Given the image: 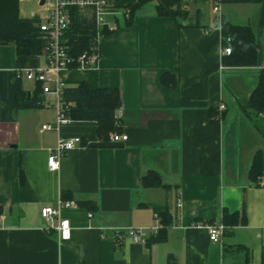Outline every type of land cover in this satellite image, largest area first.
Returning <instances> with one entry per match:
<instances>
[{
  "label": "crops",
  "instance_id": "crops-1",
  "mask_svg": "<svg viewBox=\"0 0 264 264\" xmlns=\"http://www.w3.org/2000/svg\"><path fill=\"white\" fill-rule=\"evenodd\" d=\"M209 2L194 13L199 27L179 28L157 17L154 4L130 26L117 19L116 30L100 44L95 68L61 73L68 85L86 82L119 91L121 133L116 134H126V142L99 138L92 121L57 125L50 107L18 109V75L43 68L45 59L17 56L13 44L0 45V264H165L169 255L177 264H247L248 259L261 264L264 173L252 181L250 169L255 154L264 152V121L244 108L257 76L239 101L225 74L254 70L223 64L220 23ZM221 4L220 16L232 24L252 30L256 24L264 62V0ZM254 5L259 7L256 22L245 14ZM163 74L175 79V87L162 83ZM20 80L32 93L34 84ZM231 104L251 123L236 125ZM45 124L52 129L40 132ZM75 137L82 139L81 146L50 171L48 156L58 139ZM149 172L158 174L165 188L145 187L142 179ZM62 193L77 203L61 211L69 222V240L44 229L40 216L41 208L63 200ZM81 202L91 203L93 210ZM154 206H166L172 217L165 242L102 238L109 229L158 226ZM224 210L245 213L246 223L230 228L221 244L213 243L194 224H222Z\"/></svg>",
  "mask_w": 264,
  "mask_h": 264
},
{
  "label": "trees",
  "instance_id": "trees-1",
  "mask_svg": "<svg viewBox=\"0 0 264 264\" xmlns=\"http://www.w3.org/2000/svg\"><path fill=\"white\" fill-rule=\"evenodd\" d=\"M203 2L208 0H201ZM154 4L157 17L173 20L179 28L199 27L198 23L185 24L189 19L187 10H184V0H116V8L123 12L125 24L130 26L136 20L138 13L147 4ZM264 28V16L261 21ZM221 47L229 46L230 55L224 56L223 64L236 68H251L262 63L256 35L249 26L235 25L226 18L220 21ZM105 30L101 41L111 35ZM230 42L227 43L226 39ZM65 41L70 55L78 57L89 53L96 46V28L80 15L72 12V22L65 33ZM13 44L17 56H40L45 47L41 38L37 19L23 18L19 13V0H0V45ZM162 83L168 87H175V79L170 74H163ZM41 83L36 82L32 93L25 91L20 78L16 84V106L20 110L42 109L45 106ZM63 112L68 121H92L98 125L97 134L104 141L110 133H121L116 111L121 105L120 93L117 89L92 88L86 82L68 85L62 90ZM246 110L264 115V71L257 73V85L252 91L246 105ZM264 173V152L258 151L252 161L250 177L257 181ZM145 187H164L161 179L155 172H149L142 179ZM20 183H25L23 171L20 172ZM61 198L71 199L69 193H62ZM78 205L93 210L91 203L81 202ZM155 214L159 218V229L148 242L163 243L167 239V230L172 225V217L166 206H154ZM1 213V211H0ZM202 224H211L200 222ZM246 223L245 213H229L223 211L222 225L226 236L230 228ZM165 264H177L173 255H169ZM249 264V259L247 261ZM261 264H264V247L261 253Z\"/></svg>",
  "mask_w": 264,
  "mask_h": 264
},
{
  "label": "built area",
  "instance_id": "built-area-1",
  "mask_svg": "<svg viewBox=\"0 0 264 264\" xmlns=\"http://www.w3.org/2000/svg\"><path fill=\"white\" fill-rule=\"evenodd\" d=\"M36 11L30 13V19H37V26L41 38L45 42L42 56L45 59L43 68L27 69L18 75L26 81L35 84L41 83L44 97H52L53 100H44L45 107H53L56 110L57 125L70 122L63 112L62 90L66 86L60 78L61 73L71 70L85 71L95 68L100 58V44L105 30L113 32L117 28V19L121 10L116 8V0H33ZM214 12L218 15L220 23V2L213 0ZM77 11L88 23L96 28V46L89 53H84L78 57H72L65 41V33L72 22V12ZM109 18V20H107ZM229 43L230 39L227 38ZM229 46L222 48V55H230ZM257 71H264V62L251 67ZM22 73V74H21ZM220 109H223L222 107ZM52 129L50 124L42 126L40 132ZM112 142H126V134L113 133L109 137ZM82 139L80 137L70 139H58L56 146L50 150L48 156V168L50 171H57L61 160L72 150L80 147ZM77 207L74 201L60 200L56 207L45 206L40 210V216L44 221V229L54 230L61 240L70 239V226L67 220L61 218V211L64 208ZM155 218L159 220L158 215ZM3 216L0 214V222ZM159 226L148 228L129 227L125 229H109L103 231L102 238L112 237L115 240H129L133 244H145L152 236L157 234ZM194 226L204 228L213 243L221 244L225 227L222 224H202L196 223ZM108 232V234H107ZM110 235V236H109Z\"/></svg>",
  "mask_w": 264,
  "mask_h": 264
},
{
  "label": "rangeland",
  "instance_id": "rangeland-1",
  "mask_svg": "<svg viewBox=\"0 0 264 264\" xmlns=\"http://www.w3.org/2000/svg\"><path fill=\"white\" fill-rule=\"evenodd\" d=\"M211 1H212V3H211ZM213 2H214L213 0H210V2H209V4L211 3V5H209L210 7H208V9H210L211 11L214 8ZM205 3H207V1L203 2L201 0H184L183 8H184V10H187V12L189 14V19L187 21H185L186 25L195 23L194 13L196 12L199 14V7L203 6ZM219 5H220L219 6L220 9L222 10L223 8H222L221 2ZM152 8H153L152 3L147 4L143 7L141 12L144 13L148 9L152 10ZM34 11H36V5H35V2L33 0H19L20 16H22L23 18H29L30 13H32ZM245 11H246L245 14H248V16L251 18V21L256 22L257 16L259 14V7L254 5L252 7L245 9ZM220 14H221V12H220ZM123 19H124V17L120 13V15H118V20L120 22H123ZM107 20H109V18ZM253 27H254L253 28L254 32L258 31L256 24H253ZM263 46H264V40H263ZM252 70H254V69H252ZM257 73H258V71L254 70V71L228 72L225 74V82L227 83V86L229 87L230 90H232L233 94L237 97V99L239 101L242 102L244 99L243 96L249 91V89H251V87L256 85ZM226 95H227L228 100L232 101V97H231L228 90H226ZM50 108H51V112L56 113V110L53 107H50ZM231 109H233L231 117H232V119H233V117H235L234 121L236 122L235 123L236 125L243 128L245 126V124L251 123L249 120L247 121L245 119V117H244L245 113L240 107H238L235 104H231ZM251 113L253 114V116L264 121V115H260V114L258 115L255 112H251ZM243 121H245L246 123L245 124L242 123Z\"/></svg>",
  "mask_w": 264,
  "mask_h": 264
}]
</instances>
